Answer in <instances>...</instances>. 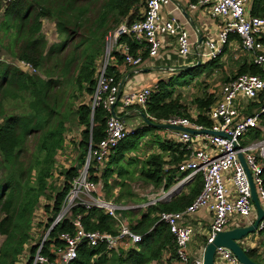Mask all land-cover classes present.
Wrapping results in <instances>:
<instances>
[{"label": "trees", "instance_id": "16d2710c", "mask_svg": "<svg viewBox=\"0 0 264 264\" xmlns=\"http://www.w3.org/2000/svg\"><path fill=\"white\" fill-rule=\"evenodd\" d=\"M144 4L145 0H16L10 3L0 0L1 52L29 64L36 71L26 73L15 64L0 61V238L3 239L0 264H18L23 255L24 264H31L39 246L31 236L33 215L39 201L43 198L51 202L45 207L47 216L42 221L45 231L59 213L71 181L83 166L89 143L94 148L103 139L109 115L100 108L91 115L90 110L97 64L103 56L107 36L121 24L129 27L140 20ZM249 7L250 16H264V0H251ZM44 19L54 23L58 42L48 44L46 41L42 34ZM235 39L238 40L232 36L229 41ZM123 43L129 45L133 54L144 47L127 35L119 38L118 44ZM112 56L122 63L119 52L115 51ZM146 56L144 51L143 59ZM218 59L203 67L213 66L211 64ZM199 66L180 72L181 76L189 75L190 80L184 85L198 78ZM108 72L120 82L114 67ZM244 74L258 75L261 71L252 62H244L238 66L234 78ZM175 91L173 78L157 84L145 110L136 114L142 120L141 124L101 165L99 176L91 177L92 181L101 179L107 189L112 186L109 182L112 179L119 187L117 196L109 198L115 203L123 205L135 197L130 187L135 178L146 186L164 190H169L183 178L184 174H179L176 167L185 159L184 146L177 141L161 139L157 132L163 130L150 126L142 118L143 115L151 123L174 116L189 118L182 102L183 95ZM212 100L208 97L205 101L198 98L193 101L200 111L196 121L205 127L211 122L203 112ZM68 124H75L80 132L77 142L80 165L65 170L61 186H51L55 192L49 194V177L56 155L63 148ZM151 130L155 132L151 133ZM148 132L151 139L145 146L149 145L146 152L151 153L146 155L140 150L138 137ZM251 136L258 139L260 135L252 132ZM138 154L144 158L140 159ZM262 178L264 180V171ZM185 188V194L180 193L145 209L122 213L132 232L141 236L140 243L117 252L105 251L101 246L81 248L73 264H152L159 261L166 250H171L172 257L177 259L173 237L168 227L159 222V214L185 210L202 189L201 177H195ZM75 212L83 213V210L78 208ZM83 224L87 231L116 233V221L96 210L84 215ZM72 231L67 221L58 223L50 231L42 255L53 257L49 245L62 248L60 236ZM259 234L263 235L264 231ZM246 254L254 263L264 264L259 260L258 250L250 249Z\"/></svg>", "mask_w": 264, "mask_h": 264}, {"label": "built area", "instance_id": "2783aa9c", "mask_svg": "<svg viewBox=\"0 0 264 264\" xmlns=\"http://www.w3.org/2000/svg\"><path fill=\"white\" fill-rule=\"evenodd\" d=\"M13 1L16 0H2L3 3ZM170 2L171 0H145L140 20L134 21L129 27L121 25L107 36L90 100L91 115L99 108L109 115L105 123L104 137L94 148L91 143L88 145L82 170L80 168L77 176L71 181L70 189L51 226L39 236V246L31 264H73L81 248L93 249L101 246L105 251L117 252L137 245L141 242V236L132 232L127 218L122 213L145 209L169 200L197 176L201 177L202 189L194 201L183 211L161 212L159 222L168 227L173 237L179 264H203L199 260H189L187 247L192 230L180 224L184 217L191 216L199 209H207L210 212L212 222L205 246L212 243L218 233L227 230L230 219L234 216L246 221L245 226L252 224L256 218L248 177L239 155L243 157L251 175L263 210V217L255 234L264 231V16L249 15V0H197L190 5L193 10L206 8L210 16L219 21L217 38L206 39L202 43L201 50L196 54L197 60L205 59L208 62L219 58L229 44L230 37L236 36L240 51L249 55L252 64L260 69L261 74L239 75L222 84L219 101L203 112L211 122L209 127L199 124L193 116H174L162 122L153 120V123L182 129L174 131V136L175 141L182 144L186 151L184 161L176 167L179 174H184L183 178L169 190L146 186L144 193L140 194L142 198H146V203L139 207L120 205L112 199H107L102 193L101 179L91 180L92 176H99L101 165L107 162L119 143L131 134L139 125L138 122H142L136 114L140 115V111L145 110L153 92L152 89L144 88L132 93H121L120 82L108 72L112 67L113 53L119 52L123 57V65L136 71L143 61L144 51L149 58H155L161 48L160 39L173 37L176 40L177 55L181 58L190 55L192 45L186 29L174 18L162 20V7ZM122 35L131 37L144 47L134 54L131 53L128 44H118ZM15 65L26 73H36L24 62L17 61ZM249 104L256 107L248 111ZM117 106L120 110H136V117H132V120L118 119L113 115H116ZM252 132H258L259 138L248 139L249 142L243 145L241 140L251 136ZM91 169L93 173L90 172ZM78 208H81L83 213L75 212ZM92 210L113 218L116 221V233L87 231L83 217ZM63 221L70 224L72 233L60 236L62 248L56 249L53 244L49 245L53 257L42 255V248L50 231ZM216 259L226 264H239L231 251L223 247L215 249V261ZM24 262L23 255L18 264Z\"/></svg>", "mask_w": 264, "mask_h": 264}, {"label": "crops", "instance_id": "0c3cea01", "mask_svg": "<svg viewBox=\"0 0 264 264\" xmlns=\"http://www.w3.org/2000/svg\"><path fill=\"white\" fill-rule=\"evenodd\" d=\"M197 0H171V2L162 7L161 17L162 20L167 18H174L178 23L182 24V26L186 29L189 34L190 44L192 45V50L190 55L186 58H181L177 55L176 52V40L173 37L167 38L162 37L161 40V48L158 52V55L155 58H149L148 56L144 57L141 65L138 69L133 70L129 67L123 65V63H118L114 58L112 60V67L115 68L118 75L120 76V85L121 93H132L139 91L144 88L156 90L157 84L161 81H168L169 79L176 78V75H179L181 71L186 70H173V68L181 67V66H195L197 64L196 54L201 50L202 43L206 39H215L218 36L219 31V21L210 16L208 10L206 8L199 7L198 9H191L190 5L194 4ZM251 0L248 3V10L250 6ZM141 13L143 14V10L141 8ZM125 25V24H121ZM120 25V26H121ZM126 26V25H125ZM54 27V23H53ZM226 51L223 52L219 59H221L226 53H229V59L224 61L222 64L214 67L212 66V71L209 76L214 79L213 87L214 91L211 92V96L215 100V103L220 99V89L223 83L233 79L235 74L237 73L238 66L244 62H252L249 55L242 54L239 49V44L237 40L229 41V44L225 47ZM139 50V49H138ZM115 53V52H114ZM233 61L231 64L236 69L235 73L231 74V69L228 67V62ZM209 62V61H208ZM208 62L206 64H208ZM227 64V65H225ZM201 65V61H200ZM192 69V68H190ZM204 76V74L202 75ZM219 77L222 79L221 81H216ZM202 78V77H201ZM196 83H202L200 79L195 78L188 85H184L183 87L174 88L176 93H180L181 95L184 90L189 86H196ZM183 97V96H182ZM182 98V102L187 108V113H193L194 116L200 114V111L194 109L193 107H188V105L184 102ZM248 111H250L253 107L252 104L248 105ZM115 113L117 117L130 118L136 117V110H120L119 106L115 108ZM139 121V120H138ZM142 121V120H141ZM136 124V122H135ZM138 124H141V122ZM137 124V125H138ZM133 126V125H132ZM139 126V125H138ZM157 132L161 139L173 140L175 141L174 131L165 130ZM150 135L146 136L145 139L141 141L139 147L146 145L148 141H150ZM140 152V150H139ZM151 152H146V155ZM140 159L144 158V155L138 154ZM167 168L171 169L173 166H167ZM175 168V166H174ZM112 186L110 188H106L108 190V194L115 198L119 193V187L115 186L112 179H110ZM187 185V184H186ZM186 185L182 187L180 191L173 194V196L178 195L180 193H187ZM212 222V216L207 209H199L197 212L192 214L191 216L184 217L180 222L181 225L187 226L192 230V237L188 243L187 253L189 260H199L202 261L203 253L205 248V241L208 235L209 226ZM244 220L239 219L237 216H234L230 219V222L227 226V230L240 227L245 225ZM254 235V236H253ZM249 235L246 239L241 241L239 245L246 249L247 251L250 249L258 250V254L260 255L259 260L264 263V234H253ZM256 235V236H255ZM152 264H179L178 260L175 257H172L171 250L164 251L161 259L157 262H153ZM215 264H226L222 262L220 259H216Z\"/></svg>", "mask_w": 264, "mask_h": 264}, {"label": "rangeland", "instance_id": "374dc122", "mask_svg": "<svg viewBox=\"0 0 264 264\" xmlns=\"http://www.w3.org/2000/svg\"><path fill=\"white\" fill-rule=\"evenodd\" d=\"M43 26H42V34L45 37L46 41L48 42V44H53L58 42L59 38L58 35L55 31V26L53 27V22L49 21L47 19H44L42 21ZM243 54V53H242ZM229 53H226L221 59H218V61H216L215 63H212L211 65H213L214 67H216L219 63L222 64L224 61H226L227 59H229ZM103 58V57H102ZM101 60L98 62L97 66H99V64L102 61ZM0 61L2 62H6V63H11V64H16L17 61L10 58L9 56H7V54L1 52L0 50ZM233 61H229L228 63V67L231 69V74L235 73L233 71H235L236 69H234V66L231 64ZM207 61L205 59H202L201 61V65L198 67L199 71H198V79H200V81H202V83H196V86H189L188 88L181 90L183 92V100H185L184 102L188 105V107H193L194 109H196V105H193V101L195 99H202V100H207L208 97H211L213 99V96H211V92L214 91V89H216L215 87H213V84H215L212 81V78L209 76V74L212 71V66H207V67H203L204 65H206ZM227 65V64H225ZM204 74V76H202ZM202 77V78H201ZM217 78L216 81H222V79H220L218 76L215 77ZM189 79V75L188 74H184L181 76V74L176 75V78L173 79V87H181L182 85H184L185 83H187V81ZM193 81V80H192ZM215 104V100H212L211 105H209V107L205 110H209L213 105ZM197 110V109H196ZM189 117L192 118H197L196 116L194 117L193 113L188 114ZM150 132V131H149ZM143 133L141 136L138 137L139 145L141 144V141L143 139H145V137L151 133H154V130H151V133ZM80 132L77 126H75V124H68L66 126V131L64 134V144H63V148L62 150H60L55 158V166H54V170L52 173V176L50 175L49 178H51L49 180V187L50 190L48 189V192L50 191L49 194H52L55 192L54 188H58L61 186L62 182L64 181V176L63 173L65 170H69L70 168H77L80 165V152L77 149V142L80 140V136H79ZM151 138V136H150ZM250 140H253V136H249L248 138H243L241 140V143L243 145H246ZM141 152H143L145 154V152L147 150H149V145L147 146H142L140 148ZM87 155V153H86ZM141 155V154H140ZM86 159V156L84 157V161ZM82 170V168H81ZM136 180L134 182L131 183L130 187L132 189V193L135 196L131 201L125 202L123 205L125 206H129V207H139L142 206L143 204L146 203V198H142L140 196L141 193H144L145 187L146 185H144L141 181L137 180V178H135ZM110 182V181H109ZM108 190L106 188L103 187L102 189V193L106 196H108L107 199L109 198H113L112 196L108 195ZM51 202L49 200H45V199H41L39 201L38 207L36 209V211L34 212L33 215V222H32V230H31V236L37 241L39 236L41 234H43L44 230L42 229V221H44V219L46 218L47 214H46V210L45 207L48 206V204H50ZM122 205V204H120ZM136 210V209H134ZM137 211V210H136ZM139 211V210H138ZM134 213V212H133ZM131 220V218H130ZM129 222V221H128ZM246 222V221H245ZM244 222V223H245ZM47 231V230H45ZM37 235V236H36ZM253 235V234H252ZM254 236V235H253ZM256 236V235H255ZM3 239L0 238V242Z\"/></svg>", "mask_w": 264, "mask_h": 264}, {"label": "water", "instance_id": "95a60500", "mask_svg": "<svg viewBox=\"0 0 264 264\" xmlns=\"http://www.w3.org/2000/svg\"><path fill=\"white\" fill-rule=\"evenodd\" d=\"M199 65H200V60H197V64L195 66H181V67L173 68V70L181 71V70L194 68ZM120 92H121V88H120ZM119 94H118V97H119ZM113 115L117 117L115 114ZM124 117H117V118L124 119ZM142 118L145 121V123L149 124L152 127L158 128V129H165V130H171V131L182 130L179 127H173V126H169L166 124L151 123L150 121L146 120V118L143 115H142ZM239 160L241 164L244 166L247 177H248L250 191H251V199H252L254 208L256 210V218L250 225H246V226L243 225V226L236 227L230 230H224L218 233L216 237L214 238L213 242L210 244H207L204 248L203 259H202L203 264H215V249L218 247H223V248L230 250L231 253L234 255V257L236 258V260L239 262V264H256L248 258L246 254L247 250L243 249V247H241L239 243L243 241L244 239H246L249 235L256 233L257 226L263 217V210L259 204L251 175L241 155H239Z\"/></svg>", "mask_w": 264, "mask_h": 264}]
</instances>
